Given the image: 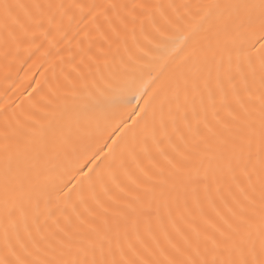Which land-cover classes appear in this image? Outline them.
<instances>
[{"label":"snow or ice","instance_id":"snow-or-ice-1","mask_svg":"<svg viewBox=\"0 0 264 264\" xmlns=\"http://www.w3.org/2000/svg\"><path fill=\"white\" fill-rule=\"evenodd\" d=\"M66 22L108 50L0 102V264H264V0H0V51Z\"/></svg>","mask_w":264,"mask_h":264},{"label":"bare ground","instance_id":"bare-ground-1","mask_svg":"<svg viewBox=\"0 0 264 264\" xmlns=\"http://www.w3.org/2000/svg\"><path fill=\"white\" fill-rule=\"evenodd\" d=\"M85 2H95L99 4H115L119 5H132V4H155V3H168L172 0H85ZM176 3H195L197 0H174ZM131 11L117 8L112 11L113 27L119 32V40L128 39L129 46H131V33L135 28L137 36L140 38L141 43H145L143 37L140 36L139 20L135 23L132 21L128 13ZM136 13L139 14L140 10L137 9ZM117 14L120 17H125L127 27L125 28L120 24ZM98 23L103 24L102 31L106 33L105 39L112 43V50L114 51L119 43L118 38L113 35L110 27L103 22L101 18ZM67 38H64V33H54L50 37V44H46L45 48L30 55L27 49H21L17 53H13L8 59H5L3 52L0 51V102L7 101L21 105L22 108H27L29 101L35 95L33 89L39 91L44 88L47 91L49 83L54 82V75L60 79L61 84H64V75L70 71V65H62L61 57L66 62L73 56L76 57V62H79V55L81 47L87 49L90 45L93 51H96L101 45L108 50V43L102 39L100 33L96 30L93 23L77 28L76 25L67 27ZM50 53V54H48ZM64 67V74L61 73V67ZM31 94V95H30ZM19 110V109H18Z\"/></svg>","mask_w":264,"mask_h":264}]
</instances>
